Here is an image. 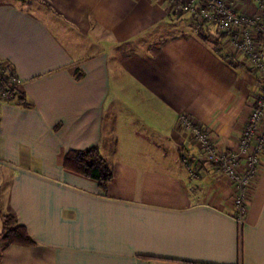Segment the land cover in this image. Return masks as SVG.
I'll return each mask as SVG.
<instances>
[{"label":"crops","instance_id":"1","mask_svg":"<svg viewBox=\"0 0 264 264\" xmlns=\"http://www.w3.org/2000/svg\"><path fill=\"white\" fill-rule=\"evenodd\" d=\"M168 9L0 0V62L31 103L0 100V213L34 242L0 248V264H264V156L238 223L231 185L179 127L187 115L232 150L260 75L226 62L213 25ZM94 146L103 189L63 168Z\"/></svg>","mask_w":264,"mask_h":264},{"label":"built area","instance_id":"2","mask_svg":"<svg viewBox=\"0 0 264 264\" xmlns=\"http://www.w3.org/2000/svg\"><path fill=\"white\" fill-rule=\"evenodd\" d=\"M168 4V11L175 16L190 13L198 26L213 25L217 51L226 62L260 75L261 91L232 150L217 146L208 130L187 115L179 117V127L200 148L201 161L212 164L231 185L232 215L241 223L264 156V0H168ZM4 65L0 66V74L4 73Z\"/></svg>","mask_w":264,"mask_h":264},{"label":"trees","instance_id":"3","mask_svg":"<svg viewBox=\"0 0 264 264\" xmlns=\"http://www.w3.org/2000/svg\"><path fill=\"white\" fill-rule=\"evenodd\" d=\"M205 39V37H203ZM2 62H0V66ZM3 74H0V100L3 102L14 103L20 107L28 108L30 101L19 89V83H15L17 77L14 70L3 66ZM76 79L80 75L74 72ZM63 168L69 172L78 174L82 177L95 181L103 189L112 180L110 167L101 155L97 146L83 151H69L65 154ZM0 243L1 250L9 245L32 246L34 242L27 234L25 228L18 224L16 218L11 213H0Z\"/></svg>","mask_w":264,"mask_h":264},{"label":"rangeland","instance_id":"4","mask_svg":"<svg viewBox=\"0 0 264 264\" xmlns=\"http://www.w3.org/2000/svg\"><path fill=\"white\" fill-rule=\"evenodd\" d=\"M111 126V118L109 117V114L105 116V119H104V130H103V134H104V141H107L109 140V138H114V135H113V131L110 130V127ZM229 211L233 214V210H230Z\"/></svg>","mask_w":264,"mask_h":264}]
</instances>
